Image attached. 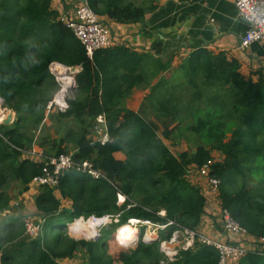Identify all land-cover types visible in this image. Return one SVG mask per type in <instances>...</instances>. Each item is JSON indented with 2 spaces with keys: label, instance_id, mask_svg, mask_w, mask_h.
<instances>
[{
  "label": "trees",
  "instance_id": "1",
  "mask_svg": "<svg viewBox=\"0 0 264 264\" xmlns=\"http://www.w3.org/2000/svg\"><path fill=\"white\" fill-rule=\"evenodd\" d=\"M87 2L99 17L124 25L142 23L150 10L129 0ZM149 59L125 46L103 48L91 59L53 8V0H0V98L17 114L14 124L0 126V214L13 211L12 184L24 194L43 174L45 161L27 158L24 152L38 143L35 132L60 91L51 72L54 63L81 68L68 94L67 110L55 116L78 127L58 139L43 138L39 145L46 157L73 152L74 160L89 162L107 178L94 180L67 171L57 188L39 187L35 206L40 234L28 233L27 218L20 209H14L15 216L5 215L0 220V264H61L81 251L86 253L85 264H218L219 251L199 239L188 250L176 249L172 257L161 248L176 232L198 231L207 200L188 177L192 168L201 169L209 162L210 177L220 181L222 210L250 236L264 239V74L257 82L247 80L239 62L224 53L193 52L181 67L186 85L199 90L190 106L203 99L200 88L212 92L207 95L206 110H195L197 124L189 127L202 144L175 155L163 138L172 140L177 130L172 125L179 123L181 108L188 101L162 90L172 83L161 79L148 97L160 115L163 136L144 110L126 107L134 89L150 86L165 70L154 60L148 65ZM73 79L60 80L66 87ZM61 100L62 95L57 96ZM99 118L104 121L106 142L90 137ZM120 152L125 160L115 157ZM215 152L222 158L216 160ZM249 175L258 180L257 185ZM119 194L129 199L124 206L118 205ZM105 216L119 219L102 229L97 239L84 234L90 241L76 240L68 233L69 224L75 222L78 230L82 221ZM132 220L175 225L150 241L144 240L141 230L132 248L109 243ZM263 254L249 252L238 264H264Z\"/></svg>",
  "mask_w": 264,
  "mask_h": 264
},
{
  "label": "crops",
  "instance_id": "2",
  "mask_svg": "<svg viewBox=\"0 0 264 264\" xmlns=\"http://www.w3.org/2000/svg\"><path fill=\"white\" fill-rule=\"evenodd\" d=\"M81 1L53 0V8L59 11L62 18L73 17L76 8L82 4ZM129 1L137 7L150 10L144 21L137 24L124 25L102 18L112 29L113 46H125L139 54H145L150 58L148 65L154 60L164 66L165 70L153 79L150 86L134 89L126 102L128 109L135 112L144 110L152 86L161 79L172 83L162 89L164 92L184 97L191 87L186 85L187 79L181 67L193 52L201 49L212 54L224 53L229 60L238 61L241 73L247 80L257 82L260 73L264 74V42L254 43L247 50L240 48L248 25L239 16L233 0ZM54 66L62 65L55 63ZM77 69L81 71V68ZM115 157L119 160L126 159V155L121 152L116 153ZM188 178L192 184L201 188L207 200L198 232L218 242L246 245L253 243L251 237L225 234L219 197L211 194L208 181L199 176L196 168L191 169ZM57 196L61 198L60 193ZM192 243L187 238L184 250L191 248Z\"/></svg>",
  "mask_w": 264,
  "mask_h": 264
},
{
  "label": "built area",
  "instance_id": "3",
  "mask_svg": "<svg viewBox=\"0 0 264 264\" xmlns=\"http://www.w3.org/2000/svg\"><path fill=\"white\" fill-rule=\"evenodd\" d=\"M233 2L237 8L239 16L248 25V29L242 39L240 48L242 50H247L254 43L264 42V0H233ZM61 19L63 22L66 23V25L70 29L73 30L75 36L86 48L88 56L91 59L93 58L94 53L96 51L113 46L111 27L91 9L87 0L85 3H82L77 7L73 17H64ZM54 64H52L51 67H53ZM59 67L65 68V71L71 69L63 65ZM78 73L79 71L75 72L76 75ZM57 75L60 79L59 74ZM75 78L76 76H74V81ZM59 95H62L61 101H57V96ZM66 96L67 92H64L63 86L61 85L60 91L57 93L54 101L50 103L49 108H53V105L56 104L60 108V111L65 112L68 108ZM0 101L4 103L2 98H0ZM0 113V125H3L8 118L5 115V112ZM98 121L101 124H104L102 118H99ZM102 141H108L107 134H105ZM24 153L27 158H30L32 160L38 162L45 161L43 174L36 177L33 180L31 186L34 185L38 188L42 186L57 188L59 186L62 174L67 171H75L81 174H85L90 176L94 180L107 179L105 175H103L100 171L96 170L89 162H77L76 160H74L73 154L62 155L59 157H46L42 150H39V152H37L35 147L31 151H25ZM211 165L212 162H209L203 168L197 169L198 174L199 176L208 181L211 194L219 196L220 181L210 177ZM126 200L129 199L123 194H119L118 205L122 206L126 203ZM131 205L133 204L131 203ZM128 207H130V205H128ZM92 218L100 220L102 224H104V222L106 224H111L113 220H115L116 222L118 221L117 218L113 219L112 216H105L103 218ZM137 222L138 223L133 226L136 227L138 225L151 229L156 228L161 231H165L170 225H175L174 222H169L167 225L162 226L155 225L150 221L137 220ZM222 224L223 231L227 235H239L243 237L253 238L243 228H241L239 224L234 221V219L230 216L227 211L224 210H222ZM27 227L28 233L32 236H34V234H36L40 230L39 226L35 227L27 224ZM181 233H185L188 238L193 241L192 246L194 244L195 239H199L200 242L209 246H214L220 254L218 264H238L240 260H242L249 252H264V239L257 240L253 238V243H248L246 245L245 243L218 242L207 238L198 231L184 230L176 232V234L178 235ZM146 235L143 237L144 240L147 238ZM161 248L165 252V249L162 247V245ZM167 255L169 256V254Z\"/></svg>",
  "mask_w": 264,
  "mask_h": 264
},
{
  "label": "rangeland",
  "instance_id": "4",
  "mask_svg": "<svg viewBox=\"0 0 264 264\" xmlns=\"http://www.w3.org/2000/svg\"><path fill=\"white\" fill-rule=\"evenodd\" d=\"M60 69L61 68L56 69V66L53 68L51 67V72L55 76V78H56V80L60 86V89H61V85L63 86V84L61 81H59V78L57 75L58 73H60ZM62 69H65V68H62ZM77 71H79V70L78 69L67 70V75L74 78V76H76L75 72H77ZM75 81L72 84H70V81H69L68 84L65 85L66 88H68V90H66V92H67L66 99L68 97L70 90L76 86ZM69 86H70V88H69ZM190 87L191 88L188 91H186L187 93L184 96V98H186V100L188 102H186L184 107L181 109L180 118L178 119V122L180 124L176 123V124L172 125V130L177 128V130H175L176 132H175L174 137L172 138V140H167V139L163 138L165 144L170 148V150L175 155H178L179 153L187 151V150L194 151V150H196V148L199 145L202 144L201 140H199L197 137H195L194 135H192L190 133L189 127L197 124V121L193 122L195 110L196 109L197 110H203V111L206 110L207 95L209 93H211L212 90H203V88H200V90L202 91L203 99L198 100V102H196L192 106H190L189 102L190 101L192 102L193 97L199 91L198 89L193 88L192 86H190ZM141 88L144 89L143 87H141ZM48 109H49V111L52 109V111H50L47 114V117H46L45 121L43 122V124L41 125L40 129L37 132H35V134H36L35 138H36V141H38V143L35 145V149L37 152H39V150H42V151L44 150L39 145V142L41 141V139H43V138H46L49 140L58 139L60 137L65 136L69 130H72V129L75 130L78 127L72 121H59L55 117L58 114L57 112L60 111V108L56 104L53 105V108L48 107ZM0 112H5L6 113L5 115L7 116V118H9L10 116L12 117L11 124H14L16 122L17 114L15 112H13L12 110L6 108L4 106V103H2V101H0ZM144 113L150 120L155 121L159 125V128H160L159 133L161 136H163L164 131H163V126H162L160 115L156 112V110L154 109V106L150 103L149 99H147V101L145 103ZM105 134H106V132H105V128H104L103 124L98 122V124L95 125L94 129H91L90 137L93 138L94 140H102L104 138ZM72 146L73 145H70V147H72ZM72 153L73 152H71L68 155H71ZM214 157L216 160H219L222 158V155L220 153L215 152ZM249 176H250V182H252L254 185H257L258 180L251 175H249ZM20 192H21V187L18 186L17 184H12L10 186L9 193H10V196L12 197V206H13L12 209H13V211H10L8 213L6 212L4 214H0V220H1V218H3L7 214L15 216V214H17V213L14 209H20V210H18V212L21 213L25 218H27L26 219L27 224L30 226L36 227V226H38V223H40V220L38 217V211H37L36 206H35V200H36V197L39 193V188L37 186L32 185L28 192H26L24 194H21ZM126 201H128V200H126ZM131 203L133 204V201ZM64 204H65V206H68L67 202H64ZM125 204H123V205L121 204V205L124 206ZM118 219H119V217H117V220ZM91 221H94L93 222L94 225L90 224ZM82 223L83 224L81 225V230L75 229L73 227V224L67 225L68 233L73 238H75L76 240L90 241L89 239L83 238L84 234L88 238L92 239V238L96 237V239H97V238H99L98 236H100L101 230L102 229H108L109 228L108 226L110 225V224H106L105 222H104V224L100 225L101 222L100 221L96 222L93 218H90L89 220H84V221H82ZM71 228L77 232H74L72 234L70 231ZM135 228L137 229V236H136L137 239L140 238V236H141V230H143L144 236L146 234H148L149 237L151 236L150 238H152V237L157 238L159 236L160 232H163V231L156 229V228H152V229L148 228V227L143 228V226H138V225ZM91 231H92V233H90ZM117 232H118V230L115 232V234H114L115 236H113V238L109 241V243H112L113 241L118 243ZM38 234H40V232H37L36 234H34V237L38 236ZM187 238H188V236L185 233H181L179 235L174 233L173 238L170 241H168L166 243H162V247L165 249V253L169 254V257H172V256L176 255V249H183L184 250L185 246L187 244ZM135 246H136V244H135ZM60 263L61 264H85L86 263V253L84 251H81L74 258L62 260Z\"/></svg>",
  "mask_w": 264,
  "mask_h": 264
},
{
  "label": "clouds",
  "instance_id": "5",
  "mask_svg": "<svg viewBox=\"0 0 264 264\" xmlns=\"http://www.w3.org/2000/svg\"><path fill=\"white\" fill-rule=\"evenodd\" d=\"M136 236H137V230L134 227L125 225L121 227L117 232L118 244L120 246L127 247L136 239Z\"/></svg>",
  "mask_w": 264,
  "mask_h": 264
},
{
  "label": "bare ground",
  "instance_id": "6",
  "mask_svg": "<svg viewBox=\"0 0 264 264\" xmlns=\"http://www.w3.org/2000/svg\"><path fill=\"white\" fill-rule=\"evenodd\" d=\"M52 68H53V67H52ZM59 68H60L59 66H56V69H59ZM58 74H59L60 79H63L64 77L67 79L68 77H70V76L67 75V71H65V69H62V68L60 69V73H58ZM70 78H72V77H70ZM60 79H59V81H61ZM72 79H73V78H72ZM72 83H73V82H72ZM63 89H64V91H66L68 88L63 87ZM94 220H95L96 222L100 221V220H96V219H94ZM93 222H94V221H91L90 224H91V225H94ZM100 222H101V221H100ZM133 223H134V224H133ZM137 223H138L137 220H133L132 223L130 222L128 225L131 226V227H134V228H135V226H133V225H135V224H137ZM101 224H102V223H100V225H101ZM79 229L81 230V228H79ZM135 229H136V228H135ZM136 230H137V229H136ZM90 233H92V231H91ZM151 235H152V234H151ZM152 236H153V235H152ZM150 237H151V236H150ZM150 237L147 235V240H151V239L153 238V237H152V238H150ZM90 239H91V238H90ZM93 239H96V238H92V240H93ZM135 240H136V239H135ZM135 240H134V241H135ZM134 241H133L128 247H130L131 245L133 246V245H135V244L137 243V242H134Z\"/></svg>",
  "mask_w": 264,
  "mask_h": 264
},
{
  "label": "water",
  "instance_id": "7",
  "mask_svg": "<svg viewBox=\"0 0 264 264\" xmlns=\"http://www.w3.org/2000/svg\"><path fill=\"white\" fill-rule=\"evenodd\" d=\"M81 2H82V3H85L86 0H82ZM11 120H12V117L10 116V117L4 122V124H5V125H10V124H11ZM138 240H139V238L137 239V243H138ZM137 243H136V244H137ZM132 247H134V246L131 245L130 247L127 246L126 248H132Z\"/></svg>",
  "mask_w": 264,
  "mask_h": 264
}]
</instances>
